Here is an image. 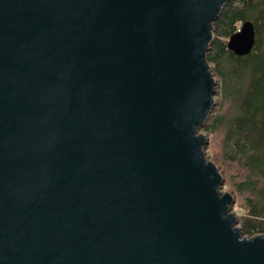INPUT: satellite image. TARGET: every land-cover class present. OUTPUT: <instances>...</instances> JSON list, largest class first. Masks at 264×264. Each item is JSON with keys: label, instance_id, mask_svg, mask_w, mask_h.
<instances>
[{"label": "water", "instance_id": "1", "mask_svg": "<svg viewBox=\"0 0 264 264\" xmlns=\"http://www.w3.org/2000/svg\"><path fill=\"white\" fill-rule=\"evenodd\" d=\"M230 1L0 0V264H264L200 134Z\"/></svg>", "mask_w": 264, "mask_h": 264}, {"label": "trees", "instance_id": "2", "mask_svg": "<svg viewBox=\"0 0 264 264\" xmlns=\"http://www.w3.org/2000/svg\"><path fill=\"white\" fill-rule=\"evenodd\" d=\"M256 27V46L251 54L238 57L227 49L225 39L238 32L243 22ZM215 41L207 61L218 67L221 78L218 90L222 103L230 106L229 118L215 114L204 127L209 133L225 132L226 159L240 162L249 173L246 182L237 186L239 193L251 190L247 217L239 225L245 237L264 235V0L230 1L213 26ZM228 58L227 69L219 60ZM228 160V161H229Z\"/></svg>", "mask_w": 264, "mask_h": 264}, {"label": "rangeland", "instance_id": "3", "mask_svg": "<svg viewBox=\"0 0 264 264\" xmlns=\"http://www.w3.org/2000/svg\"><path fill=\"white\" fill-rule=\"evenodd\" d=\"M215 38L216 37L214 35V39ZM228 41L229 39H225L224 43L227 45ZM229 63L230 62L228 61V58L225 55H223L222 58L219 60V67L223 69H227L229 66ZM209 64L211 67V71L214 75V78L217 81V85L215 89L216 95L214 96V100L217 103V107L214 109V111H216L215 114L214 113H211V114L212 115L219 114V115H223L229 118L230 114L232 113L230 110L231 108L226 103H222L218 95V90H219L220 83H221V78L218 73V67L213 63H209ZM200 134L208 135L210 138V144L205 154L206 159L210 162L215 163L219 167L220 171L222 172L224 179H225V185L223 187L222 192L223 193L228 192L232 194L234 198L236 199V203L233 208L232 215L237 217L241 221V219L247 217L246 206H247L249 198L252 197V193H251V190H248V192L246 193H239L237 186L239 184H242L243 182H246L249 176V173L246 169H244L243 165L240 162L230 161L229 159L228 161L225 158L226 157V154L224 152L225 132L223 128L214 134L209 133L208 131H205V129H202L200 131ZM238 227H240V225ZM255 236L258 237L260 235H255Z\"/></svg>", "mask_w": 264, "mask_h": 264}]
</instances>
